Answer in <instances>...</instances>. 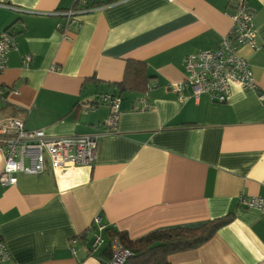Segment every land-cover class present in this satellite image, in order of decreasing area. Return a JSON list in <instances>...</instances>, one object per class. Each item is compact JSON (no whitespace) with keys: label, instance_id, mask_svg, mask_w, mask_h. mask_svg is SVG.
Returning a JSON list of instances; mask_svg holds the SVG:
<instances>
[{"label":"crops","instance_id":"1","mask_svg":"<svg viewBox=\"0 0 264 264\" xmlns=\"http://www.w3.org/2000/svg\"><path fill=\"white\" fill-rule=\"evenodd\" d=\"M248 1L257 47L240 53L255 87L232 85L217 103L192 93L186 62L218 47L231 27L229 0H0V32L15 39L0 73V123L97 136L92 165L52 169L46 159L41 173L0 184V234L13 264H107L98 236L133 240L228 213L208 241L168 262L264 264V214L242 202L264 199V0ZM131 59L144 62L145 78L121 89Z\"/></svg>","mask_w":264,"mask_h":264},{"label":"built area","instance_id":"2","mask_svg":"<svg viewBox=\"0 0 264 264\" xmlns=\"http://www.w3.org/2000/svg\"><path fill=\"white\" fill-rule=\"evenodd\" d=\"M230 1L233 6V11L229 13L231 27L221 37L218 47L193 53L187 57L186 62L190 72L186 83L191 87L192 93L195 96L206 93L211 101L217 103L226 101L232 85L255 87L251 65L240 53L242 47L248 46L253 49L257 47L253 22L255 11L248 0ZM77 10L79 11L66 13L68 21L74 22L77 13L85 12V8ZM67 27H60L64 35ZM14 46L15 39L12 33L0 32V73L6 68L8 55ZM30 59L31 57L26 55L23 61L28 63ZM181 88L182 83L175 85L176 90ZM111 102V114L107 121L109 126L116 123L119 99L115 98ZM96 147L95 135L49 137L42 130L26 129L22 120L18 118L8 117L0 123V152L4 155L0 184L3 186L16 184L19 173L24 175L41 173L45 169L46 159L52 169L92 165L96 160ZM242 202L264 214L263 198L248 197L242 199ZM103 242L108 243L111 253L107 264H124L132 256V251L125 247L118 237L104 240L98 236L95 244ZM0 264H13L1 234Z\"/></svg>","mask_w":264,"mask_h":264},{"label":"trees","instance_id":"3","mask_svg":"<svg viewBox=\"0 0 264 264\" xmlns=\"http://www.w3.org/2000/svg\"><path fill=\"white\" fill-rule=\"evenodd\" d=\"M78 1V0H76ZM230 1V0H229ZM231 2V1H230ZM144 62L127 60L121 82V89H134L144 81ZM4 95L6 91H1ZM232 214L206 221L196 228L170 227L157 229L150 233L130 240L125 232L110 233L118 236L125 247L132 251L124 264H170L168 256L177 252L193 249L208 241L215 232L232 219Z\"/></svg>","mask_w":264,"mask_h":264}]
</instances>
